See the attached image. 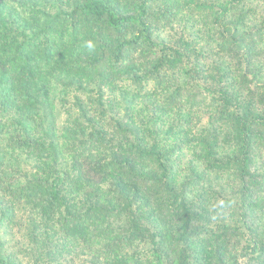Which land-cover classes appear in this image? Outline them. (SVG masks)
I'll return each instance as SVG.
<instances>
[{
	"label": "trees",
	"instance_id": "1",
	"mask_svg": "<svg viewBox=\"0 0 264 264\" xmlns=\"http://www.w3.org/2000/svg\"><path fill=\"white\" fill-rule=\"evenodd\" d=\"M0 264H264V0H0Z\"/></svg>",
	"mask_w": 264,
	"mask_h": 264
},
{
	"label": "clouds",
	"instance_id": "2",
	"mask_svg": "<svg viewBox=\"0 0 264 264\" xmlns=\"http://www.w3.org/2000/svg\"><path fill=\"white\" fill-rule=\"evenodd\" d=\"M83 47L85 50H87L89 53H92L95 51L96 45L92 40H87L84 42Z\"/></svg>",
	"mask_w": 264,
	"mask_h": 264
}]
</instances>
